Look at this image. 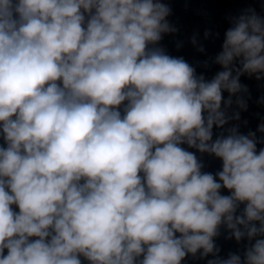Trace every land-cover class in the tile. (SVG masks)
<instances>
[{"label": "clouds", "instance_id": "clouds-1", "mask_svg": "<svg viewBox=\"0 0 264 264\" xmlns=\"http://www.w3.org/2000/svg\"><path fill=\"white\" fill-rule=\"evenodd\" d=\"M170 15L0 0V264H264V138L225 127L247 110L241 76L264 80V17L231 19L209 80L157 47ZM222 228L242 254L219 257Z\"/></svg>", "mask_w": 264, "mask_h": 264}]
</instances>
